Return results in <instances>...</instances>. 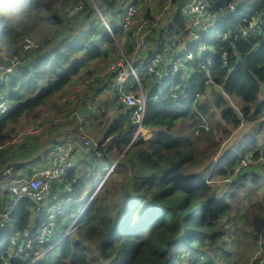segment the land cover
Instances as JSON below:
<instances>
[{"label":"trees","instance_id":"obj_1","mask_svg":"<svg viewBox=\"0 0 264 264\" xmlns=\"http://www.w3.org/2000/svg\"><path fill=\"white\" fill-rule=\"evenodd\" d=\"M110 1L94 0L105 16L113 11ZM216 1L215 5L212 0L214 9L222 12L227 1ZM80 2H84L87 16L95 13L89 0H0V58L9 54L21 62L0 81V90L7 92L5 97L14 105L12 111L0 114V145L40 117L43 112L37 111L66 88L84 68L85 60L107 57L92 46L97 23L91 22L89 28L76 32L71 27L76 20L70 22L62 16L66 7ZM55 5H59L57 12ZM244 20L246 25L259 24L257 37L235 35L234 29ZM52 28H65L76 36L53 45ZM26 38L37 45L30 52L23 50ZM104 38L112 42L108 35ZM199 46L206 50L199 51ZM190 50L193 59L188 64L195 73L187 79L178 72L168 79L162 98H150L146 103L142 127L154 138L145 141L139 136L130 144L80 216L75 234L47 250L33 264H216V258H228L226 240L232 233L226 227L232 207L224 199H215L210 180L203 177L201 168L228 136L223 123L236 129L242 121H256L264 115V98H259V86L264 85V0H247L236 7ZM80 54L83 59L76 57ZM198 54H202L201 59ZM188 71L192 72L188 69L184 73ZM207 81L221 88L224 96L239 99L241 120L221 93L205 99ZM66 105L56 109L58 118L74 110H65ZM134 131L130 123H112L103 135L113 140L101 148L106 155L99 160L111 164L112 151L121 152L123 136ZM249 151L256 152L254 148ZM236 162L229 165L224 179ZM81 174L70 171L66 175L77 199L82 191ZM242 174L243 170L239 176ZM77 205L72 204L69 213L76 212ZM17 207L0 228V264L16 245L11 240L40 224L38 217L31 215L34 204L29 200H22ZM56 248L60 253L52 260L50 251ZM31 254L8 258V262L27 264Z\"/></svg>","mask_w":264,"mask_h":264},{"label":"built area","instance_id":"obj_2","mask_svg":"<svg viewBox=\"0 0 264 264\" xmlns=\"http://www.w3.org/2000/svg\"><path fill=\"white\" fill-rule=\"evenodd\" d=\"M97 14L98 20L96 27L92 32V46L100 49V52L106 56H113L110 48L116 43L118 55L114 60L102 69L92 71L90 74L82 77L76 86H74L69 95L58 99L56 107H62L66 102L75 103L77 94H87L85 105L87 109L96 108L98 116L102 113L99 109V98L92 93V87L99 84L102 92H107L111 97L126 110V116L120 118L123 125L136 126L135 131L125 143L128 148L139 134L143 131V118L146 103L150 98L157 100L163 97L164 89L168 85V79L177 74L181 69H185L192 58L189 51H180L183 46L188 44L191 49L198 45L202 36L214 31L220 23L225 20L229 13L234 12L236 7L227 3L222 12L216 11L212 0H116L120 5L113 16V23L105 14L101 13L94 0H89ZM115 1V0H114ZM156 2L157 10L155 15L140 14L143 5ZM178 3L179 20H174L168 24L163 34L159 36L162 42L154 51L149 48V36L154 27L163 19L170 9ZM84 2L76 4L74 7H66L62 16L66 18H77L82 14ZM57 12V11H56ZM76 16V17H75ZM65 18V19H66ZM186 20L185 31L177 28L178 23ZM236 27L234 33L240 38L257 37L258 26L256 22H251ZM108 35L112 42L108 43L104 36ZM181 38V39H179ZM37 47L36 43L26 38L23 42V50L30 52ZM110 49V51H109ZM199 51H205L204 46L198 47ZM144 57H141V56ZM210 63L211 58L206 59ZM16 57H10L9 54L2 55L0 58V81L13 73L14 69L20 64ZM178 64L180 66L177 68ZM151 81H155L151 82ZM157 81V82H156ZM150 83H154L149 86ZM12 101L0 94V114H5L13 110ZM55 108L47 111L38 117L34 122L25 125L16 132L3 146L16 145L26 142L28 139L38 136L43 127H50L48 117L54 115ZM94 113V112H93ZM68 114V113H66ZM64 115L55 120V123H64L72 121L76 125L74 136L77 144L84 156L94 155L97 159L103 158L104 152L101 142L91 137L86 129L91 125L92 118L80 114L73 110L69 115ZM124 120V121H123ZM104 140V135H102ZM247 152L237 158V162L229 168L227 184H231L232 173L243 170L242 161L249 155ZM253 154H255L253 152ZM48 166L35 171L31 174L27 172H16L13 165L0 167V228L5 226L9 216L14 213L22 200H29L34 204L33 212L40 215V224L31 226L24 230L19 238H15L11 253H9L4 264H9L8 258L19 257L31 252L32 256H27V264H33L38 257H41L47 250L60 244L76 230L80 216L83 214L94 195L100 189L106 177L113 171L118 160H113L111 164L104 166L103 173L99 177V183L90 197L77 209L74 216L63 220V215L69 213V207L74 204L75 193L71 185L68 184L66 175L77 167L76 153L74 145L70 141L62 144H56L46 150ZM256 156V154H255ZM255 162V158L253 159ZM83 166V164H82ZM81 166V167H82ZM56 191L54 192V190ZM56 195L48 197V194ZM4 197H9L5 202ZM33 215V213H32ZM68 221L66 225L64 223ZM264 226H262L256 236V254L259 255L263 248ZM48 246V248H46ZM36 249V250H35ZM35 251V252H34ZM4 260V257L2 258ZM216 264H233L224 257L216 258Z\"/></svg>","mask_w":264,"mask_h":264},{"label":"crops","instance_id":"obj_3","mask_svg":"<svg viewBox=\"0 0 264 264\" xmlns=\"http://www.w3.org/2000/svg\"><path fill=\"white\" fill-rule=\"evenodd\" d=\"M113 1H110L111 5L113 7V9H112L113 11H111L110 13H107L108 19L109 20L112 19V21H113V15L116 12L115 7L112 3ZM214 1H215V5H216L217 1L216 0H214ZM221 1L222 2L227 1V3L232 4L234 7H242L243 3H245L247 0H221ZM156 4H157L156 2L148 4V5L145 4V5H143V6H145V8L142 9L141 11H143V14H145V15H146V13L148 15L149 14L155 15L156 10H157ZM112 13H114V14H112ZM177 13H178V3L175 4L170 9V11L163 17V19L157 24L158 29H155V28L153 29V32L151 33V35L149 36V39H148V41L150 43L149 44L150 51H154L162 43L160 41L159 36L161 35V33L163 34L162 31L164 30V28L168 24H170V22L172 20L175 19ZM93 15H94V18H93L92 23H95L96 22L95 13H93ZM89 16H87L86 18H90ZM185 25H186L185 19H183L180 23H178V28H177V36L178 37H180L179 34L181 35L182 30L185 31ZM89 27H90V24H87V25H84V27L79 28V29L84 30V29H87ZM178 29L180 31L179 34H178ZM179 39H181V38H179ZM188 44L183 46L180 51H182V52L191 51L190 49L187 48ZM141 57H144V56L142 55ZM78 58L83 59L84 57L80 54V57H78ZM108 60L109 59L107 57L85 60L84 68H82L80 70V72L71 79L70 83L66 86V88L61 93L56 94L52 99H50V101L48 102V105L46 107L44 106L46 109L43 107L37 111V112L42 111L43 112L42 114H44L47 111L55 108L54 115L49 116L48 120H47L51 126L46 127V128L43 127L41 133L38 136L30 138L24 143L16 144V145H6V146L0 148V166L5 167L6 165H13L14 168L16 169V172H18V174H19V172H22V171L31 174L35 171H38V170L43 169V168L48 166V158L46 156V150L47 149L52 148L56 144H62L66 141H70L74 145V149H75V153H76V163H77V167L72 172H74L76 175L77 172L82 171V174H81L82 177L79 180L81 187H85L86 181H93L94 184H96L95 185V187H96L99 183V177L103 173V170H104V166H105L104 162H103V168H102L100 163L94 161L93 157H92V160L90 162H87V159L85 158L84 153L78 147L77 139L74 136V132L76 131L75 123L72 121H69V122L61 123L60 126H57V123H55V120L58 119V117L60 116V113L58 111H56V109H57L56 105L54 107H51V106L56 102V100L60 96L69 95L72 88L78 84V81L82 77H85L86 75L91 73L92 72L91 70L102 69L104 65L107 66L108 64H110L112 62L111 61L110 63H108ZM90 63H96V65L91 70H88L89 67L86 68V66H89ZM193 72L195 73V70L194 71L192 70V72L188 71V72L184 73L183 74V76H185L184 78L188 79L191 76V74H193ZM151 82L155 83V81H151ZM154 83H150L149 86H152ZM213 87H216V86H213ZM217 88H219V87H217ZM207 89H209V87H207ZM219 89L221 90V88H219ZM263 89H264V85L260 84V86H259V98L260 99L264 98V96L260 97V93L262 92ZM1 93H2V95L5 96L6 95L5 93H7V92H3L0 90V94ZM92 93L94 95H97L99 100H100L99 109L102 111V113L99 116L95 112L96 108L87 109V107L85 105V101L87 100V98L84 96L83 93H79L78 99L76 100L75 103L68 102L65 110L73 108L74 110H77L80 114L91 117L92 123L86 129V131L91 137L95 138L96 137L94 135L95 130L92 128V124L94 121H99V119H101L102 116L106 115L107 112H110V114H111L110 115V125H111L115 121L120 120L121 117L126 116V110L122 106L117 104V102L111 97V95L109 93H107L105 91L102 92V87L99 84L93 85ZM221 94H222V92H221ZM207 96H208V93H207ZM224 97L227 99L228 98L232 99L233 101L237 102L239 105V99L230 98L228 96H224ZM49 107H51V108H49ZM237 116L240 120L242 119L240 111H239V114H237ZM254 122H256L259 126V128H257L258 132H259V130L264 131V115L262 116V118H260L256 121H250V122H245V123H254ZM261 122H263V123H261ZM97 123H98V125H100V122H97ZM121 124H122V122H121ZM110 125L107 127V129L104 132H106L109 129ZM146 131H148V130H146ZM258 132L254 133L250 139L244 138L242 140V144L237 146L236 148L233 145L232 146H225L224 142L228 141V139H226L221 144L217 154L215 156H213L210 160H208L206 162V164L201 168L203 177L205 179H209V180H210V178H215V177L224 178L227 168L229 167V165H231L238 158V156L244 154L248 150L255 148L257 146V140H256L255 135L258 134ZM149 134L151 135V138L153 139L154 135L151 134L150 132H149ZM3 144L0 145V147L3 146ZM263 146H264V144H263ZM88 156H92V155H88ZM83 158H84V160H83ZM82 164H83V166H82ZM89 173L91 174L90 176H89ZM243 174H246V176L242 177ZM243 174L239 177L241 179V184L238 185V187H237L239 190L244 189L246 186L245 184H248V183L249 184L254 183L253 186H263L264 187V183H259L261 180L264 182V176H260V175L258 176L257 173L255 172V170L251 171V169L250 170L248 169ZM213 191H214V196H215L216 200L224 199L225 201L228 202V200L223 196V194L220 195V190H214L213 189ZM91 193L86 196V199H88L90 197ZM246 197L249 198L248 194H246ZM4 198H5V202L7 201L6 199L9 200V197H4ZM229 198L234 199L235 196L229 195ZM262 200H264V197H263V199H260L258 201V203L253 206L252 209L257 208V210H259V212H260V216L262 218H264L263 217L264 207L259 205ZM83 202L84 201L80 202V204H82ZM254 203H255V201L250 202L248 205V209ZM230 204L232 207V210L230 213L231 216L228 217V220L226 217L224 218V221L227 220L229 222V225L227 224V227H228L227 229L229 230V233H231V231H233V229L235 227H237L240 223L243 222V212L240 213L239 217H235L234 216L235 210H233L234 203H230ZM31 215H32V213H31ZM247 221L253 227L261 225L260 223L262 222V221H260L256 226H254L249 218H247ZM262 226H264V224ZM257 232H258V230H257ZM252 235H253V233H251V237H252ZM232 236H233V234H232ZM256 236H257V234L255 235V239H256ZM253 238H254V236H253ZM253 238L251 240H253ZM232 245H234V243L230 242L227 246V249L230 247H233ZM227 249H226L225 253L228 255L227 259L230 260L232 257L231 252L227 251ZM262 264H264V262Z\"/></svg>","mask_w":264,"mask_h":264},{"label":"rangeland","instance_id":"obj_4","mask_svg":"<svg viewBox=\"0 0 264 264\" xmlns=\"http://www.w3.org/2000/svg\"><path fill=\"white\" fill-rule=\"evenodd\" d=\"M115 10L118 9L119 5H120V1H113L112 2ZM59 8V5H55L53 7V9L55 10V12L57 11V9ZM145 6H143L140 9V14L143 13V11H141L142 9H144ZM95 18L96 21L98 20L97 14L95 13ZM115 16V14L113 15ZM87 17V12H82V14L77 18V20L71 24V27L76 28V32H78L79 28L84 27V25L90 24L93 21L94 15L92 14L90 16V18H86ZM66 18V17H65ZM73 18V17H72ZM71 18V19H72ZM70 18H66V20L70 21ZM155 29H158V25L154 27ZM52 36H51V43L53 45H56L60 42H69L71 40H73L76 36V34H73L72 31H69L65 28H52ZM226 37V36H225ZM224 37V38H225ZM150 44V43H149ZM113 51V56H107L108 63H110L111 61L114 60L115 57H117L118 55V49L116 47V43L114 45H112L110 47ZM110 51V49H109ZM76 57H80V55H76ZM112 57V58H111ZM202 54H198V58L201 59ZM193 57L190 60H192ZM96 65V63H90L89 66H86V68H88V70H91L94 66ZM190 64H187L185 69H181L179 72H182V75L185 71H187L188 69H192L195 70L194 67H189ZM105 66V65H104ZM103 66V67H104ZM180 66V64H178L177 68ZM200 68H202L203 66L198 65ZM98 70V69H96ZM91 71H95V70H91ZM1 79V76H0ZM207 87H209V89H207V93L208 96L207 98H205L206 100H211L212 99V94L213 93H221V90L217 87H213L211 85L210 81H207ZM7 95V93H5ZM8 96V95H7ZM264 96V89L262 90V92L260 93V97ZM229 105L234 109V111L239 114L240 111V106L238 105L237 102L233 101L232 99H227L225 98ZM110 112H107L106 115L102 116L101 119H99V121H94L92 124V128L95 130V138L97 141L101 142V146L103 147V149L105 148V145L109 144L112 140L113 137H110L108 139H102V135L104 134V131L107 129V127L110 125ZM217 119H219L218 115H217ZM97 122H100V125H98ZM263 123V122H261ZM223 126L226 128L227 132H228V136L226 138L222 139V143L228 139V141H225L224 144L225 146H234L235 148L239 145L242 144V140L244 138L246 139H250L252 137V135L256 132H258L259 126L256 122L254 123H245L242 122L239 127L235 130L234 128H232L231 126L223 123ZM136 129V126H135ZM47 130V129H46ZM140 137H142L143 140L148 141L151 138V135L149 134L148 131L143 130L141 131V133L139 134ZM130 135L128 133H126L123 138H122V151L121 152H117L116 150H113L112 153L110 154L111 159H116V160H121L127 150L126 147V142L129 140ZM256 140H257V146L254 148L256 150V156L255 154L252 153H248L249 155L247 156V158L242 161V167L243 168V173L245 171H247L248 169L251 171L255 170V172L257 173V175L259 176H264V131L263 130H259L258 134L255 135ZM138 139V138H137ZM152 139V138H151ZM230 141V142H229ZM221 143V144H222ZM124 145V146H123ZM251 150V149H250ZM92 157L94 158V161L98 162L101 164L102 168H103V161L99 160L97 158H95L94 156H85V158L87 159V161H91ZM255 158V162L253 161V159ZM84 160V158H83ZM91 174L89 173V176ZM241 176V175H240ZM239 172H237L236 170L233 171L232 173V183L231 184H227L226 179L224 178H220V177H215V178H210V186L212 187V189L214 190H220V195L223 194V196L228 200V202L230 203H234V208L233 210H235L234 216L235 217H239L240 213L243 212V222L240 223L237 227H235L233 229V231H231V233L233 234L232 238H229L228 243H234V245H232L233 247H230L227 249V251L231 252V259L229 260L230 262H232L233 264H262L264 262V242H263V248L262 251L259 255L256 254V239H255V235L257 234V230L262 227V225L264 224V218H262L260 216V212L259 210H257V208H253L254 205H256L258 203V201L260 199H263L264 197V187L263 186H253L254 183H248L245 184V188L239 190L237 187L238 185L241 184V179L239 178ZM246 174H243L242 177H245ZM233 179L235 180L233 182ZM209 180V179H207ZM259 183H264L262 180ZM87 185V186H86ZM95 185L93 181H86L85 182V187H82V191L81 194L79 196V199L75 198L74 203L75 204H79L77 205V208L80 209L82 207V204L85 203L86 196L88 194H90L92 191L94 192L95 190ZM94 189V190H93ZM56 191V189L54 190V192ZM92 192V193H93ZM91 193V194H92ZM246 194H248L249 198L246 197ZM55 196L56 193H50L48 194V197L51 196ZM229 195H234L235 198L234 199H230ZM84 201L82 204H80V202ZM255 201V203L253 205H251L248 209V205L250 202ZM260 206L264 207V200H262L259 204ZM33 216L34 217H38L40 215L35 214L33 211ZM75 211L71 212V213H66L63 215V220L65 219H70L74 216ZM231 216V214H230ZM263 217H264V213H263ZM247 218H249L252 222V224L254 226H256L260 221H262L259 226L253 227L249 224V222L247 221ZM233 227V226H232ZM228 227H226L227 229ZM251 233H253L252 237H251ZM75 232L72 234L74 235ZM254 236V238H253ZM253 238V240H251ZM15 241V239L11 240V243H13ZM82 242V241H81ZM84 243V242H83ZM86 246H89L87 243ZM91 249H93V247H90ZM12 248H10L8 250V253H11ZM60 253V248H56L52 251H50V258L52 260L55 259L56 256H58ZM39 259V257H38ZM37 259V260H38ZM185 259V258H183ZM201 259H205L204 257ZM111 261H108L106 263H110ZM104 263V262H102Z\"/></svg>","mask_w":264,"mask_h":264},{"label":"flooded vegetation","instance_id":"obj_5","mask_svg":"<svg viewBox=\"0 0 264 264\" xmlns=\"http://www.w3.org/2000/svg\"><path fill=\"white\" fill-rule=\"evenodd\" d=\"M260 228H261V227H260ZM260 228H259V229H260ZM259 229H258V230H259Z\"/></svg>","mask_w":264,"mask_h":264}]
</instances>
